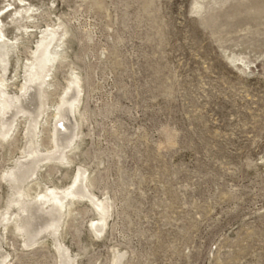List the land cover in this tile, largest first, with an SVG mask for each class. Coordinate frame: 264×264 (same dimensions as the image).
<instances>
[{"label": "rangeland", "instance_id": "1", "mask_svg": "<svg viewBox=\"0 0 264 264\" xmlns=\"http://www.w3.org/2000/svg\"><path fill=\"white\" fill-rule=\"evenodd\" d=\"M24 2L35 21L24 13L18 24L11 96L41 32H68L53 81L35 108L25 104L38 112L40 154L55 149L69 81L81 89L69 109L71 162L41 167L23 196L5 177L26 156L33 117L0 137V264H264V0ZM11 3L21 5L0 8ZM83 174L102 211L73 192L58 239L30 240L26 204L74 191Z\"/></svg>", "mask_w": 264, "mask_h": 264}, {"label": "bare ground", "instance_id": "2", "mask_svg": "<svg viewBox=\"0 0 264 264\" xmlns=\"http://www.w3.org/2000/svg\"><path fill=\"white\" fill-rule=\"evenodd\" d=\"M18 1H20V4L22 6L17 5V3H11L0 8V137L2 138L3 143L5 141H11L13 139V134L17 128V118L21 114L33 117L34 120L32 121L29 127L30 131L28 132V135L31 137V139H29L30 142L27 147L28 151H26V156L21 159V162L17 165L15 169H11L9 172H7L5 177V180L9 182L11 188H13L14 190L16 188L18 189L19 194L17 195L23 196L22 190L25 185L24 183L28 182L29 179L35 174V172L38 171L41 167H45L48 163L68 164L71 162L65 156L67 148L70 149L73 146L72 143L75 139L74 132L72 131L73 125H68V123H71V120L69 118L71 117L69 109H75V107L78 106L75 101L71 100L73 99L72 97L73 95H75V92L77 93V91L81 89V86L79 85L80 82L78 83L74 79L72 81H69L70 83L69 87L66 89V96L62 99V104L60 105V112L58 113V115L61 116L59 117V119H57V123H59L60 127L57 128L54 132L55 136L52 140L55 145V149L51 152L46 151L47 153L40 154L36 149L39 145L38 141L35 140L39 139L40 137V133L35 123V117L38 112H34L33 110H31V108H27L29 106H26L25 104L33 103V105L31 106L33 109L35 108L34 102H36L37 100H41L40 97L43 94V88L45 85L48 84L49 80H52L53 76L51 72V75H49V71L47 72L49 64L52 63L53 65V63H55V61H57L58 59H64L63 54H61L60 58H58L59 55L57 56L55 52L57 50H62L64 45V39L68 32L66 29H64V35L61 34L64 37L61 38L59 29L62 25H59L58 30L52 28L46 32H41L43 34V37L41 40L39 39L40 41L38 43V46H36L37 50L32 53V58L29 59V62L26 65L24 82L21 86V95L20 97L17 95L11 96L9 89L11 88V86L15 85V80L17 78V70L14 71V77L9 76L11 73L9 70L11 60L10 57L11 54H14V51L18 49V45L20 42L18 39L22 36L18 24L24 19V13L28 15V19L34 20V10H31L30 6L25 4L24 0ZM13 5L15 7H12ZM18 6H20V9H17ZM14 25H16L17 33L14 27V30L12 29V26ZM24 29L26 33L30 32L28 27ZM57 42L61 43V45L57 46L56 48L54 47V43ZM73 77L78 79L76 75H73ZM73 113H76V111ZM26 119L28 118L26 117ZM68 144L69 146H67ZM87 178L88 177H86L85 174L79 175L76 178L77 183L75 185L74 191L69 190L67 193H64L63 195L61 194V196H58L53 192L49 197L47 195L43 196V194L42 196L40 195L41 197H39V201L34 200L35 202L26 204L23 218L26 223L25 232L30 240L33 239L35 234L39 235L40 239L49 235L54 236L58 239L63 215L66 214H64V210L66 209V205L70 197L73 196V192L76 195L78 194V197H80L79 194L82 195L84 197H82L83 199H86L90 203H92L95 207L96 212L100 210L102 211L103 203L99 200L95 202L92 197L89 198L87 195ZM17 179L22 182L18 186L14 185V182H16ZM89 183L94 185L93 182L89 181ZM102 223L103 219H99V221L94 222V224H92L98 235H100L103 231ZM57 243L58 242L56 241V245L58 247L57 250L63 254L64 259H66L65 261H67V259L69 260L70 256L68 250L64 247V245H60L59 243ZM27 244H29L28 246L35 245L34 242L31 241ZM71 264H74L73 259Z\"/></svg>", "mask_w": 264, "mask_h": 264}]
</instances>
